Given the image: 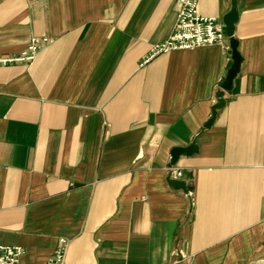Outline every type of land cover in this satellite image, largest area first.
<instances>
[{"label": "crops", "instance_id": "obj_1", "mask_svg": "<svg viewBox=\"0 0 264 264\" xmlns=\"http://www.w3.org/2000/svg\"><path fill=\"white\" fill-rule=\"evenodd\" d=\"M235 2L226 44L172 50L177 0H0V56L48 36L33 63L0 65V244L46 264H264V0ZM187 190L170 185L172 149ZM190 192V193H189ZM174 251H180L174 256Z\"/></svg>", "mask_w": 264, "mask_h": 264}, {"label": "built area", "instance_id": "obj_2", "mask_svg": "<svg viewBox=\"0 0 264 264\" xmlns=\"http://www.w3.org/2000/svg\"><path fill=\"white\" fill-rule=\"evenodd\" d=\"M177 1L179 7L174 31L165 41L153 46L151 51L144 56L142 65L163 52L223 44L229 38L227 25L222 18L207 17L200 13L199 0ZM50 42L51 39L48 36H33L27 47L18 55H1L0 65L14 63L31 64L44 45ZM226 49L230 50L231 46L226 44ZM167 172L169 178L180 179L184 176L182 168L173 162L168 165ZM67 248L68 240L65 237H60L53 254L48 258L46 264H66ZM25 253L26 249L21 245L0 244V264H21V259ZM179 254L180 251H174V256ZM177 262L179 260H174L171 264H176Z\"/></svg>", "mask_w": 264, "mask_h": 264}, {"label": "water", "instance_id": "obj_3", "mask_svg": "<svg viewBox=\"0 0 264 264\" xmlns=\"http://www.w3.org/2000/svg\"><path fill=\"white\" fill-rule=\"evenodd\" d=\"M223 20L225 24L227 25V34L231 39V47L233 50V64L229 68L226 78L221 84L222 89L218 92V101L213 106L212 116L207 122L206 124L207 126H211L213 124V122L216 119L217 110L224 106L226 102L225 93L226 91L232 89L233 79L239 72L240 65L242 62V56L238 50L239 43H238V40L234 37L236 24L238 22V10H237L235 2L233 3L232 9L227 14L224 15ZM196 150H197V146L193 144L187 147H181V146L174 147L172 149V159H173L172 162L175 164L177 163L181 155L183 154L191 155ZM168 180H169L170 185H172L173 187L178 188V189L182 188L184 190H187V183L185 180L174 179V178H169Z\"/></svg>", "mask_w": 264, "mask_h": 264}]
</instances>
